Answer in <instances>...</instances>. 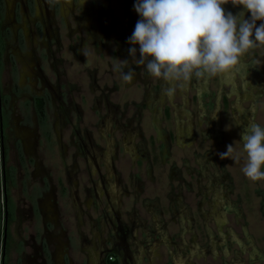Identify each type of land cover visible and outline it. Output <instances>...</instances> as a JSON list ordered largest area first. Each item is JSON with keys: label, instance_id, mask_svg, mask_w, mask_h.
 Instances as JSON below:
<instances>
[{"label": "flooded vegetation", "instance_id": "1", "mask_svg": "<svg viewBox=\"0 0 264 264\" xmlns=\"http://www.w3.org/2000/svg\"><path fill=\"white\" fill-rule=\"evenodd\" d=\"M32 1L47 22L23 19L18 25L12 22V30L0 28V264L10 263L8 255L15 247L16 264L225 263L230 253L223 251L224 246L234 245L229 232L240 229L230 198L235 185L227 171L228 159L219 155L225 149L212 138L219 111L231 106L232 95L221 88L227 78L193 76L169 98L164 94L170 87L167 82L152 78L145 65L125 55L123 47H131L127 38L137 22L99 21L103 16L105 21L109 15L122 17L119 0L116 7L112 0L89 1L68 22L72 0H57L65 22L56 32L48 23L53 16L50 0ZM101 3L107 9L103 14ZM16 30L22 45L14 50L22 54L19 59H26L29 81L21 87L13 81V67L9 63L4 67ZM136 48L138 59L139 45ZM129 67L135 69L134 79L125 84L123 73ZM90 82L94 89L88 94L84 85ZM23 97L27 104L20 103L22 113L16 112ZM14 112L26 124L21 128L14 124V135L28 154L41 146L50 152L59 144L53 132L63 131L66 153L61 157L72 160L73 171L68 174L63 160L62 170L76 178L72 190L76 208L62 200L55 210L50 195L59 180L51 168L37 169L43 173L39 186L23 193L28 203L21 233L26 236L16 244L11 225L17 222V210L20 214L22 210L13 208L8 197L5 170L6 137ZM158 117L171 123L160 132L153 124ZM241 197L238 194L240 202ZM218 213L223 220L217 223ZM240 218L245 220L244 215ZM248 223L244 221L241 230H247ZM246 245L237 244L240 253L245 254Z\"/></svg>", "mask_w": 264, "mask_h": 264}, {"label": "rangeland", "instance_id": "2", "mask_svg": "<svg viewBox=\"0 0 264 264\" xmlns=\"http://www.w3.org/2000/svg\"><path fill=\"white\" fill-rule=\"evenodd\" d=\"M54 0L49 1V8L48 10L52 15V24L51 29L53 32L59 31V27L61 22H65V20L74 21L72 18L73 16H78L80 12H82L83 8H86L87 3L94 2V0H72L70 11L67 12L66 18H63L61 16L60 12V5L56 2H53ZM101 2V0H100ZM136 0H119V6L121 12L123 15L122 17H111V15L106 16L108 18L107 21H105L104 16L99 19L100 22H137L140 17L134 10V3ZM13 3V5H12ZM32 0H1V7H0V28L2 30L4 29H10L11 23L15 22L18 24L25 19L26 22H47L46 16L43 17L40 15L39 9L37 7V4H35ZM113 6H117V2L115 0H112ZM225 8L226 13L231 12L233 15H237L239 12L243 10V6H233L231 3H228L226 5H223ZM234 9V10H233ZM105 5L101 3L100 6V13L103 14V12H106ZM119 11V10H118ZM234 11V13H233ZM12 14L11 16H9ZM131 14V15H130ZM250 13L245 12L244 19L250 18ZM26 17V18H25ZM65 19V20H64ZM88 19V18H87ZM261 21H257V26ZM121 25V24H118ZM30 28V27H29ZM118 28H121L118 26ZM21 29V27H20ZM28 29V27H27ZM29 30V29H28ZM22 31V30H21ZM17 35V30L15 32V37L12 40V44L10 45V50L6 51L11 52L9 54V60L6 58L4 60L6 68H8L7 63H9V67H13V81L14 83H18L21 86H25L28 81L27 73L24 71V61L26 59L22 60L19 59V57L22 54L16 53L14 49L20 48L22 45V42H20V39ZM10 38V36H9ZM13 42L15 44H13ZM13 47V48H12ZM123 50L125 52L126 57H130L128 48L123 47ZM14 56V57H13ZM15 58V60L13 58ZM117 60V58H116ZM24 62V63H23ZM25 72V73H24ZM101 74V73H100ZM239 75V76H238ZM223 76L227 78V82H225L221 88L223 93L225 94H231L230 97V109L225 111L224 113H221V110L219 111L218 117L215 119V122H213V127L215 128V132L213 133V140L215 142L222 143V147L224 152L227 151V146L232 144L234 145V153L233 155L239 154V159H233L231 157L227 158V171L230 175L231 179L234 182L235 185V191L231 195V200L235 202V207L233 208L235 210V215L237 216L238 221L240 223V229L236 232H229L228 240L234 241L233 246H224L223 249L224 252L229 251L230 255L226 259V262L223 264H264V179L258 180V181H252L248 179L243 171L242 168L244 167V164L246 162V153L243 152V140L242 135L244 133L245 128L249 126L251 123H256L260 125L262 128H264V46L257 47L255 49L250 50L248 53H246L239 63V65L231 72L218 75ZM213 80L215 77H212ZM243 78V80L241 79ZM124 81V80H123ZM85 83V80L83 81ZM209 82L211 83V79L209 78ZM125 84L130 83L124 81ZM81 84V83H80ZM213 83H211L212 85ZM85 91L89 94L94 89V84L92 82L84 85ZM25 101L24 97L20 100H18V110L16 112L22 113L23 104ZM21 103V104H20ZM27 104V103H24ZM16 112H14L16 114ZM14 114V115H15ZM18 114V113H17ZM11 118V123L9 125V132L7 133V139H6V145L8 147L7 151V159L5 163V170L7 173V191L9 194V199L13 202V208L16 206V210H22V214L17 210L16 212V221L14 225H11L12 229V239L13 242L16 244L18 242V238L20 240H24L23 236H26V234L23 235L22 228L24 227L23 224H21L22 218L25 217L23 214V210L26 209V204L28 203V197L23 194L27 193V190L29 192H33V187L39 186V180L40 176H42L43 173H40L41 171H38L37 169L43 168V166H46L47 168H51V173H54L55 178L59 180V183L57 185V190L52 191L50 198L53 196V204L55 203V210L58 206V203L61 205L63 204L62 200H65L67 202V205H71L72 207H75L74 204V197L72 194V190L75 187L74 179L75 177H70V175L65 176V173L63 172L62 168L63 165L67 167L66 170L72 173V169H70V166L72 165V160L69 158L67 160L62 159L61 155L65 156V153L63 152V148L65 145H62L63 140V131L56 128L55 132H53L52 137L53 139L59 143L57 146H53V150L49 151H43L42 146L37 147V151H33L32 153L28 154L30 151L26 146H23V143L20 142L21 139L16 138L14 135V124L18 125L19 128L26 126L25 122H23L22 116L19 115ZM50 114H54L53 111H50ZM17 119V122L14 120ZM50 125H52V115L51 118L49 117ZM154 127L156 131L160 132V130H163L166 128V126H170V122L164 123L162 118H156L153 120ZM51 127V126H50ZM57 127V126H56ZM32 128V125H31ZM58 133V135H57ZM60 134V135H59ZM58 137V139L56 138ZM109 140H113V137H109ZM41 145V144H40ZM66 151V149H65ZM217 152V150L215 151ZM223 152V151H222ZM221 152V153H222ZM223 152V153H224ZM63 153V154H62ZM122 154V153H120ZM34 155L36 158H31L30 156ZM33 160V162H31ZM63 160V165H62ZM216 163V159H215ZM41 167V168H40ZM45 167V168H46ZM116 167L119 169L118 164H116ZM1 163H0V227H1V220L2 214H3V204H2V189H3V172L1 170ZM11 169V171L9 170ZM122 169V167L120 168ZM126 169V168H124ZM49 170V171H50ZM61 170V172L59 171ZM123 170V169H122ZM264 170V168H262ZM9 171V172H8ZM123 173V172H121ZM124 174V173H123ZM148 177V176H147ZM170 178L175 181L176 176L175 172H171ZM226 183V182H225ZM74 184V186H73ZM239 185V186H238ZM62 190V193L60 191ZM255 190H257L255 192ZM240 194L242 197L241 202L238 201L237 196ZM150 197V196H149ZM27 200V201H26ZM52 201V199H51ZM69 207V206H67ZM151 209V208H150ZM69 210V209H68ZM76 214L75 223L78 222L77 216L78 212L77 210L74 211ZM218 215L220 213L216 214V222L221 219ZM244 215L245 220L241 219ZM235 217V216H232ZM246 220L249 222L247 230H245L247 233L245 234L244 229L241 230L242 226L244 225V221ZM218 223V222H217ZM211 226V225H210ZM212 227V226H211ZM73 231V228L71 229ZM214 230V229H213ZM70 233V237H72ZM74 234V233H73ZM208 230L205 231V235L208 237ZM200 235V234H198ZM210 235V234H209ZM75 236V234H74ZM68 238V237H67ZM66 239V238H65ZM198 240V239H197ZM228 241V242H229ZM77 244L78 241H76ZM220 243V242H218ZM240 244L241 246L244 244L246 245L247 249L245 254L240 253V247H237V244ZM242 249V248H241ZM23 250V249H22ZM16 247L15 249L11 250L10 254L8 255V259L10 260V263L7 264H16L15 259L17 256L15 255ZM236 251V254H233V252ZM201 264V263H200Z\"/></svg>", "mask_w": 264, "mask_h": 264}, {"label": "clouds", "instance_id": "3", "mask_svg": "<svg viewBox=\"0 0 264 264\" xmlns=\"http://www.w3.org/2000/svg\"><path fill=\"white\" fill-rule=\"evenodd\" d=\"M243 6L237 15L223 5ZM139 15L127 43L129 55L146 72L170 87L173 97L193 76L215 77L233 71L250 50L264 46V0H136ZM245 12L250 13L244 19ZM257 21H261L257 26ZM139 45V58H136ZM135 69L129 67L123 79L131 82ZM246 162L242 171L252 180L264 179V128L251 123L242 135ZM234 145L220 158L239 159Z\"/></svg>", "mask_w": 264, "mask_h": 264}, {"label": "trees", "instance_id": "4", "mask_svg": "<svg viewBox=\"0 0 264 264\" xmlns=\"http://www.w3.org/2000/svg\"><path fill=\"white\" fill-rule=\"evenodd\" d=\"M39 111H40V108H39ZM41 112V111H40Z\"/></svg>", "mask_w": 264, "mask_h": 264}]
</instances>
